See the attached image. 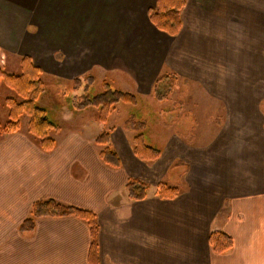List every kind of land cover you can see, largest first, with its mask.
Wrapping results in <instances>:
<instances>
[{
  "label": "crops",
  "instance_id": "1",
  "mask_svg": "<svg viewBox=\"0 0 264 264\" xmlns=\"http://www.w3.org/2000/svg\"><path fill=\"white\" fill-rule=\"evenodd\" d=\"M156 3L0 0V58H29L43 83L91 76L103 85L109 78L136 105L155 104L151 89L166 71L177 77V96L168 100L180 113L198 92L222 114L203 144L195 131L184 142L180 116L169 119L174 128L156 120L162 149L155 148V162L135 157L136 134L124 123L122 132L104 129L116 169L99 158L95 114L64 119L66 128L48 133L51 152L39 147L28 123L23 132H3L0 264H91L89 227L77 218H41L31 232L20 231L32 205L44 200L95 215L97 264H264V0H185L176 37L149 21ZM179 166L187 188L161 200L157 187L174 188L169 177ZM129 179L149 185L145 200L128 198ZM212 233L229 236L232 249L215 254Z\"/></svg>",
  "mask_w": 264,
  "mask_h": 264
},
{
  "label": "trees",
  "instance_id": "2",
  "mask_svg": "<svg viewBox=\"0 0 264 264\" xmlns=\"http://www.w3.org/2000/svg\"><path fill=\"white\" fill-rule=\"evenodd\" d=\"M185 5V0H157L156 7L148 12L149 21L160 32L170 37H176L181 31V13ZM41 77V71L32 64L29 58L20 59V74L17 76L6 75L0 71V83L12 94L11 97L4 100L8 109V122L3 128V132L8 134L18 132L21 119L26 116L29 118L28 133L37 140L39 147L44 152H51L55 148V142L48 137V133L58 132L59 127L49 121L45 111L37 104L45 91ZM92 80L91 76H84L75 79L72 84L81 86L83 83H91ZM176 81L177 77L163 71L153 84L151 96L158 102L168 100L176 86ZM103 87L102 93L77 105V109L95 108L98 111L97 126L100 129V134L95 140V144L103 147L99 158L105 165L116 169L120 167V161L111 150L110 135L104 129L116 105L135 106L137 99L131 94L112 89L106 82L103 83ZM84 88L87 89L86 86ZM123 127L126 131L136 134L132 141L133 154L136 158L143 162H155L159 159L160 151L145 143L143 131L146 124L144 122L137 121L133 116H130L124 122ZM149 189L148 184L136 179H129L125 185L128 198L136 202L145 200ZM157 189L158 197L161 200H173L179 194L178 189L164 184L159 185ZM70 217L83 221L89 227L91 235L89 258L91 264H97L98 226L93 213L64 206L52 200L38 201L32 205L30 216L22 223L20 231L31 232L37 219ZM209 244L213 252L218 255L228 252L233 247L232 239L223 233H212L209 237Z\"/></svg>",
  "mask_w": 264,
  "mask_h": 264
},
{
  "label": "rangeland",
  "instance_id": "3",
  "mask_svg": "<svg viewBox=\"0 0 264 264\" xmlns=\"http://www.w3.org/2000/svg\"><path fill=\"white\" fill-rule=\"evenodd\" d=\"M0 71L6 75H19L20 60L3 55V57L0 58ZM105 82L106 84H109L112 89H120V87L114 84L109 78H107ZM44 86V94L39 98L37 104L45 111L47 118L53 125L64 129L66 128L63 123L64 119H87L89 116L94 114L98 117V111L95 108H88L81 112L79 109H77V105H80L85 100H88L104 91V87L99 81L93 80L91 83L87 82L83 83L81 86H75L68 83L56 84L53 80V82L45 81ZM85 86L87 89L84 88ZM177 90L178 89H176L171 95L177 96ZM185 93V89L180 92L182 96H184ZM11 96L12 94L3 87L2 83H0V137L3 133L4 126L8 122V109L4 104V100ZM175 96L174 98H176ZM194 98V105H192V108L186 112V114L184 112L180 113V107H178V105L175 107V103H170L169 100L163 101L165 102V105H161L160 103L162 102H158L154 98L155 104L142 99H140L138 105L135 106L118 104L115 106L114 112L111 113V116L109 117V126H106L105 130L108 131L109 128L116 127V130L121 129L120 131L122 132V124L124 121L130 116H134L137 121L144 122L146 124L147 128L145 131H143L145 143L148 146H153L154 148L161 150V136H159L158 140L155 139V121L158 120V122H161L162 119L166 124L170 123V125L174 128L173 121H169V119L175 120L176 117L178 119V116H180L179 119H182L181 122H185L181 125V127L184 128L183 131L186 133L185 137L183 138L184 142H191V138L193 135H195L193 134L195 131L198 137V141H196V143L200 142L199 144H201L203 141H205V139H209L210 135L213 134L211 133V127L213 125L212 123L215 124L218 113L219 116L222 114L218 112L219 107L216 106L217 104H215V102L212 101L208 96H201V93L197 92ZM168 104L170 106L169 108L172 107V110L169 112H167V109H165ZM162 110H165V113L162 114ZM94 117L96 118V116ZM88 119L91 118L89 117ZM118 121L120 122L119 126L117 125ZM28 122L29 118L26 116L21 119L20 132L25 131ZM194 124L197 126L196 129ZM95 127L97 129V135L99 134V128L97 126ZM177 132H179V127H177ZM52 133L53 131L50 133V135H52ZM184 170L185 168L182 166L175 167V169L170 173L169 177L173 178L172 181L174 184H172L174 185V188H177L179 191H183L187 188L184 186L183 182Z\"/></svg>",
  "mask_w": 264,
  "mask_h": 264
}]
</instances>
